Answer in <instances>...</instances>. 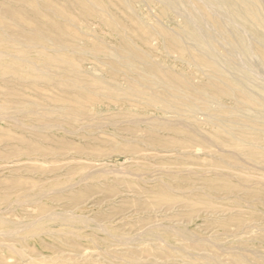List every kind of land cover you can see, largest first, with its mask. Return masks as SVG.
I'll return each mask as SVG.
<instances>
[{
    "label": "rangeland",
    "instance_id": "rangeland-1",
    "mask_svg": "<svg viewBox=\"0 0 264 264\" xmlns=\"http://www.w3.org/2000/svg\"><path fill=\"white\" fill-rule=\"evenodd\" d=\"M209 7L0 0V264H264L263 107L239 91L217 95H231L232 78L264 95V46ZM194 21L213 56L233 63L220 62L222 77L195 49L180 51ZM129 52L151 66L130 70L119 59ZM142 68L216 99L197 113L154 106L149 94L164 91ZM87 82L100 88L95 110H57L85 100L75 86Z\"/></svg>",
    "mask_w": 264,
    "mask_h": 264
},
{
    "label": "bare ground",
    "instance_id": "bare-ground-1",
    "mask_svg": "<svg viewBox=\"0 0 264 264\" xmlns=\"http://www.w3.org/2000/svg\"><path fill=\"white\" fill-rule=\"evenodd\" d=\"M162 1L164 2L166 9H173L177 6V4L179 3L180 0H162ZM207 1L210 4V7L212 6L215 9L214 11L228 15L229 18L232 20V22L236 21V22H240V23L244 24L245 27H247L248 31L251 32L255 36L256 40L264 46V14L262 13L260 5L258 3L259 0H207ZM195 11H197V8ZM199 15H200V13H199ZM226 15H224V16H226ZM202 18H204V17H202ZM224 18H227V17H224ZM197 21L199 22L200 20L197 18ZM196 22L195 21L194 22H188L185 25V27L182 28L181 34H180L182 40L184 38H186L187 40H189L191 42L192 46H190V47L180 46V51L182 53H184V52H190L191 53V49H195L199 53L200 56L207 58V60H208L207 64L210 67L214 68V70H216L214 72H216L217 75L222 77L223 71L221 69L222 66L219 65L220 62H223L225 65H227L230 68H234V65L229 58L221 59V58H216L215 56H213V54L211 53L210 48H209V42H210L209 38H211V36L209 35V33L204 32L201 28H199V26L196 24ZM223 22H224V20H223ZM225 24L227 25V22ZM235 24H237V23H235ZM221 30L224 34L229 36L231 38V40H233L232 48L234 50H240L244 54H249L251 49H249L250 47L248 46L247 39L243 35H241L236 29H229L228 28L226 30V27H224V26H221ZM159 35L161 37L163 36V34H161V33H159ZM151 39L152 40L154 39L153 35L148 34V36L145 37L146 41H149ZM248 39H249L248 41H250L249 37H248ZM34 46H36V45H34ZM114 55H117V54H114ZM94 56H95V54H94ZM246 57L249 58L250 56H246ZM256 57H258V56H256ZM256 57H255V59H256ZM253 58L251 57V59H253ZM119 59H121L123 64L126 65L130 70H134V71L137 70L136 62L142 63V65H145V66H151V64L148 61L140 60L136 57V55H134L133 53H130V52L126 56H119ZM263 60H264V57H263ZM249 62H250V60H249ZM252 62L253 61H251L250 63H252ZM260 68H263V66ZM144 69L142 68V73H139V76L141 78H143L146 82L149 83L148 87L149 88H161L164 91L163 95H158L155 93L149 94L150 95L149 100L153 102L152 104H154V106H155V104L161 105L167 111H171L174 113H179V112H181V110L183 111L182 106H185L189 112L197 113L200 110H205V111L207 110L208 111L210 109V106H209L210 101L212 99H216L217 95L235 97L236 91H239L243 94L244 98H246L249 101H254L258 104V106L263 107V109H259L257 111V115H255V116L261 120L264 119V95H262L258 99H254V97H252L250 92L243 87L242 81L239 78H232L230 81L231 84L229 86L227 85L231 89V95H228V92H226V91H219V92H217V95H214V94H210L205 89L202 90L201 88H197L193 85H190L189 87L183 86L181 83H178V81L176 79H173V78H171L170 80H165L164 78L157 76L154 71H147ZM251 69H254V68H251ZM257 69L258 68L254 69V70H257ZM262 71H263V69H262ZM136 72H138V71H136ZM237 72L239 75L245 74L244 71H242L240 69H237ZM258 72H260V71H258ZM217 78H219V77H217ZM208 79H210V78H208ZM227 80H229V79H227ZM256 80H258V79H256ZM250 83H253V82H250ZM151 85H152V87H150ZM261 85H262V82H261ZM75 87L77 89H85L90 94L85 95V97H86L85 100H83V101L78 100L77 102L79 105L76 108L72 107L71 105L64 104V105L57 107V110L68 109V110L72 111L73 113L79 114V115H85L88 112L91 113V111L95 110V107H96L95 95H97V94L95 92V89L100 90V88L95 87L93 82H87L85 85L76 84ZM118 88H117V91L119 90ZM186 90H188V91H186ZM140 93L141 94H148L146 92H140ZM98 94H100V92ZM102 95L104 96V94H102ZM137 96H139V95H137ZM232 100H234V99H232ZM39 106H41L40 109L46 110L48 112H53L49 109L50 104L41 103V104H39ZM166 110H165V112H166ZM233 110H235V109H233ZM23 112H25V111H23ZM208 115H209V117H212V116H210L211 114H208ZM217 116H218V114H217ZM178 119H180V118H178ZM179 121H181V120H179Z\"/></svg>",
    "mask_w": 264,
    "mask_h": 264
}]
</instances>
